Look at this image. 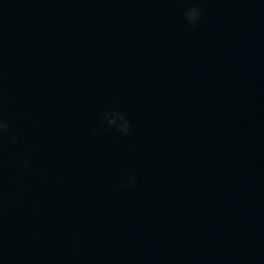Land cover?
<instances>
[{
	"label": "clouds",
	"instance_id": "obj_1",
	"mask_svg": "<svg viewBox=\"0 0 264 264\" xmlns=\"http://www.w3.org/2000/svg\"><path fill=\"white\" fill-rule=\"evenodd\" d=\"M202 15V9L193 5L184 10V18L191 28H196L199 24ZM106 121L109 128H115L116 131L122 135H128L130 130V122L127 119L126 113L120 111H113L111 113L106 112L102 118V122ZM11 131L10 124L0 116V140H2ZM15 137H12L14 139ZM135 175H130L128 180L130 183L135 182Z\"/></svg>",
	"mask_w": 264,
	"mask_h": 264
}]
</instances>
